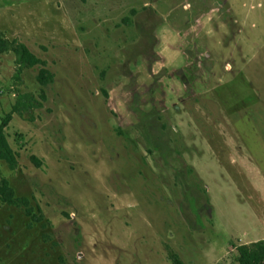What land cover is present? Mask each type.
<instances>
[{
	"label": "rangeland",
	"instance_id": "374dc122",
	"mask_svg": "<svg viewBox=\"0 0 264 264\" xmlns=\"http://www.w3.org/2000/svg\"><path fill=\"white\" fill-rule=\"evenodd\" d=\"M0 35L55 74L17 87L41 105L2 174L41 220L0 200V264H239L264 240V0H0Z\"/></svg>",
	"mask_w": 264,
	"mask_h": 264
},
{
	"label": "trees",
	"instance_id": "16d2710c",
	"mask_svg": "<svg viewBox=\"0 0 264 264\" xmlns=\"http://www.w3.org/2000/svg\"><path fill=\"white\" fill-rule=\"evenodd\" d=\"M0 54L12 56L17 66L13 70L14 88L12 89L16 102L12 111L6 115L0 125V200L4 205L22 208L26 215L32 218V223L29 224L32 227L33 223L40 221L41 218L34 213L30 199L25 196H18L9 179L3 176L2 163L6 162L11 169H16L18 166V153L13 149L8 133L13 115L18 113L24 116L28 110L32 111L34 107L41 105L37 104L36 99L32 95L17 90L18 85L22 81L21 74L26 69L41 66L37 79L41 85L40 91L44 99L46 98L45 88L54 82L55 74L47 67V62L35 55L26 44L17 40H9L2 35H0ZM33 161L41 165L36 156L33 157ZM237 250L239 264H264V240L240 245ZM173 263L185 264L179 258H174Z\"/></svg>",
	"mask_w": 264,
	"mask_h": 264
},
{
	"label": "crops",
	"instance_id": "0c3cea01",
	"mask_svg": "<svg viewBox=\"0 0 264 264\" xmlns=\"http://www.w3.org/2000/svg\"><path fill=\"white\" fill-rule=\"evenodd\" d=\"M15 65V61L10 55L0 54V125L6 115L12 111L16 102L15 95L12 93Z\"/></svg>",
	"mask_w": 264,
	"mask_h": 264
}]
</instances>
